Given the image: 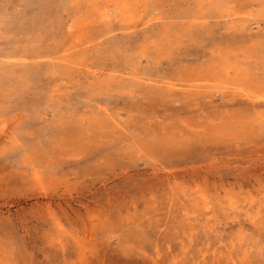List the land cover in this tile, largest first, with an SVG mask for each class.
<instances>
[{"label":"rangeland","instance_id":"obj_1","mask_svg":"<svg viewBox=\"0 0 264 264\" xmlns=\"http://www.w3.org/2000/svg\"><path fill=\"white\" fill-rule=\"evenodd\" d=\"M0 264H264V0H0Z\"/></svg>","mask_w":264,"mask_h":264}]
</instances>
